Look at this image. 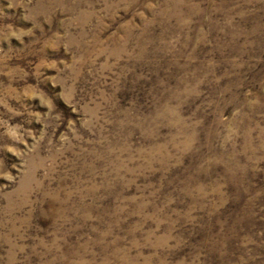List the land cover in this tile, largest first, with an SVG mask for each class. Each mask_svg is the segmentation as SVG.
<instances>
[{
    "label": "rangeland",
    "instance_id": "rangeland-1",
    "mask_svg": "<svg viewBox=\"0 0 264 264\" xmlns=\"http://www.w3.org/2000/svg\"><path fill=\"white\" fill-rule=\"evenodd\" d=\"M0 264H264V0H0Z\"/></svg>",
    "mask_w": 264,
    "mask_h": 264
}]
</instances>
